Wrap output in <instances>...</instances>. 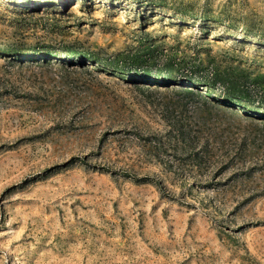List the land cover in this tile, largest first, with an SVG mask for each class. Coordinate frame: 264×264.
Returning a JSON list of instances; mask_svg holds the SVG:
<instances>
[{"label":"rangeland","instance_id":"rangeland-1","mask_svg":"<svg viewBox=\"0 0 264 264\" xmlns=\"http://www.w3.org/2000/svg\"><path fill=\"white\" fill-rule=\"evenodd\" d=\"M0 264H264V0H0Z\"/></svg>","mask_w":264,"mask_h":264},{"label":"trees","instance_id":"trees-1","mask_svg":"<svg viewBox=\"0 0 264 264\" xmlns=\"http://www.w3.org/2000/svg\"><path fill=\"white\" fill-rule=\"evenodd\" d=\"M199 60V59H198ZM200 67H202L200 64H194L193 65V70H198L199 72H201V74H202V76L201 77H199L200 79H199V82L200 83H204V85L205 86H210V87H213V89L214 88H217L216 86H217V84L215 83V82H217V76L220 74V72L218 71V68L217 67H215V66H210V67H208V71H206V72H203V71H200ZM125 70H127V71H130V72H137V71H135V70H131V69H129V68H127V67H125L124 68ZM207 69V68H206ZM183 76H187V77H189V75L188 74H185V75H183ZM206 78L207 80H203V79H201V78ZM210 80H212L211 81V83H208V82H210ZM230 83H229V81H228V83H223V87H225L226 88V90H227V92L230 94V95H234V93L231 91V89L233 88L231 85H229ZM231 86V87H230ZM208 91H212V89L210 90V89H208Z\"/></svg>","mask_w":264,"mask_h":264}]
</instances>
